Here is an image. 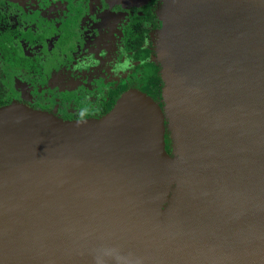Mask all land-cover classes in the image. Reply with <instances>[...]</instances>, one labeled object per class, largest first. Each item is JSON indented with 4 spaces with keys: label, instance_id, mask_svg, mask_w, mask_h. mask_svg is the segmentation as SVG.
<instances>
[{
    "label": "water",
    "instance_id": "obj_1",
    "mask_svg": "<svg viewBox=\"0 0 264 264\" xmlns=\"http://www.w3.org/2000/svg\"><path fill=\"white\" fill-rule=\"evenodd\" d=\"M162 13L165 108L139 91L98 120L0 108V264H264V0Z\"/></svg>",
    "mask_w": 264,
    "mask_h": 264
},
{
    "label": "flooded vegetation",
    "instance_id": "obj_2",
    "mask_svg": "<svg viewBox=\"0 0 264 264\" xmlns=\"http://www.w3.org/2000/svg\"><path fill=\"white\" fill-rule=\"evenodd\" d=\"M163 3L0 0V108L98 120L124 94L150 91L155 69L162 80L152 36L161 32Z\"/></svg>",
    "mask_w": 264,
    "mask_h": 264
},
{
    "label": "trees",
    "instance_id": "obj_3",
    "mask_svg": "<svg viewBox=\"0 0 264 264\" xmlns=\"http://www.w3.org/2000/svg\"><path fill=\"white\" fill-rule=\"evenodd\" d=\"M167 1L168 0H163L164 3L161 7L162 10L165 9L167 5ZM157 70L158 68L154 70L153 75L149 80V85L151 86L150 91L147 90V92H143L148 97L152 98L156 103H158L161 98L160 84L162 83L161 78L157 74ZM165 127H166V133H165L166 150L170 156L176 157L177 154L180 153V148H181L180 140L174 128H169L168 124L165 125ZM174 199H175V192H174V188H172L170 202L167 205H165L164 210L170 208L173 205Z\"/></svg>",
    "mask_w": 264,
    "mask_h": 264
},
{
    "label": "rangeland",
    "instance_id": "obj_4",
    "mask_svg": "<svg viewBox=\"0 0 264 264\" xmlns=\"http://www.w3.org/2000/svg\"><path fill=\"white\" fill-rule=\"evenodd\" d=\"M163 15H164L163 13H159V18H160V22H161V29H162V25L164 23L163 22L164 21ZM162 37H163V32H160L158 36L153 35L152 36V40H153V42L155 44L157 42V39L160 40V45H161L162 42H163ZM163 104H164V108H165L166 107V103L164 101H163ZM107 232H108L107 230H87V232H85L83 234L82 239L75 238L74 240L77 243H79V242L88 243L89 245H91L94 248L93 250L96 253H103V251L105 252L108 249V247H109V244H107L109 242V240H112L113 239L112 237H110L107 234ZM103 241H105V246H106L104 250H103V245L101 243Z\"/></svg>",
    "mask_w": 264,
    "mask_h": 264
},
{
    "label": "bare ground",
    "instance_id": "obj_5",
    "mask_svg": "<svg viewBox=\"0 0 264 264\" xmlns=\"http://www.w3.org/2000/svg\"><path fill=\"white\" fill-rule=\"evenodd\" d=\"M162 39H163V42L158 49L159 60L161 61V63H163L164 59H170L171 50L174 45V43L171 41V35L169 33L166 32V35L165 36L163 35ZM182 57H183L182 51H177L175 59L179 60V59H182ZM166 77H169V74H166ZM167 92L170 93V96L172 99L175 98L173 85L168 87Z\"/></svg>",
    "mask_w": 264,
    "mask_h": 264
}]
</instances>
